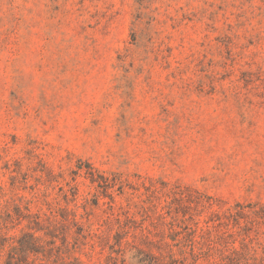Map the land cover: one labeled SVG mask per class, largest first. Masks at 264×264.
I'll return each instance as SVG.
<instances>
[{
  "label": "rangeland",
  "instance_id": "obj_1",
  "mask_svg": "<svg viewBox=\"0 0 264 264\" xmlns=\"http://www.w3.org/2000/svg\"><path fill=\"white\" fill-rule=\"evenodd\" d=\"M141 261L264 264V0H0V264Z\"/></svg>",
  "mask_w": 264,
  "mask_h": 264
},
{
  "label": "trees",
  "instance_id": "obj_2",
  "mask_svg": "<svg viewBox=\"0 0 264 264\" xmlns=\"http://www.w3.org/2000/svg\"><path fill=\"white\" fill-rule=\"evenodd\" d=\"M32 252H35V251H33L32 249ZM141 264H148V263H146V261H141ZM149 264H155V263H149Z\"/></svg>",
  "mask_w": 264,
  "mask_h": 264
}]
</instances>
